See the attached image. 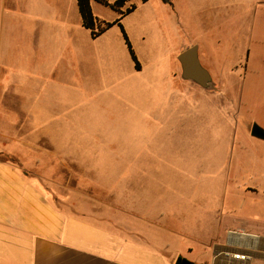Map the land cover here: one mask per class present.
I'll use <instances>...</instances> for the list:
<instances>
[{
	"label": "rangeland",
	"instance_id": "rangeland-1",
	"mask_svg": "<svg viewBox=\"0 0 264 264\" xmlns=\"http://www.w3.org/2000/svg\"><path fill=\"white\" fill-rule=\"evenodd\" d=\"M176 1L183 12L178 21L170 10L159 8L163 0H130L136 9L124 18V26L145 65L136 72L135 99L102 101L98 111L92 108L83 114L74 100L49 110L47 126H66L62 134L73 154L93 160L109 159L107 152L129 156L134 162L121 169L131 179L108 178L117 166L110 163H57L46 148H32L30 138L23 148H9L10 154L0 157L35 178L58 205L59 198L70 201L74 214L129 227L162 248L163 239L169 241L173 262L177 256L199 260L202 251L196 250L194 239L211 234L219 217L222 223L230 221L229 230L241 226L259 236L262 248L264 140L252 136L250 128L254 122L264 128V0ZM111 11L97 6L105 17ZM112 29L120 38L119 28ZM187 44L198 45L199 60L224 98L214 102L193 90L184 95L188 111H170V105L168 111H151L156 101L147 82L165 76L163 62L177 63L178 50ZM85 115L92 130L84 127V119L81 123ZM9 123H4L6 130ZM23 123L26 136V113ZM124 123L129 133L102 127ZM124 143L127 146H118ZM189 247L194 250L188 252ZM260 248L249 264H264ZM177 249L180 253L175 254ZM206 259L203 256L199 263Z\"/></svg>",
	"mask_w": 264,
	"mask_h": 264
},
{
	"label": "crops",
	"instance_id": "crops-1",
	"mask_svg": "<svg viewBox=\"0 0 264 264\" xmlns=\"http://www.w3.org/2000/svg\"><path fill=\"white\" fill-rule=\"evenodd\" d=\"M90 3L94 15L100 19L111 21L117 16L116 11L104 5L112 11L108 17L100 15L97 6L102 4L96 0ZM159 8L170 10L177 21L183 14L176 0L163 2ZM198 12L199 6L195 10ZM127 15L121 20L124 29ZM115 26L118 27L113 25L92 38L81 24L77 0H0V156L9 155V148H23L30 138L32 148H46L57 163H110L117 166L108 178L131 179L121 169V165L134 162L129 156L118 152L110 155L106 151L109 159H83L69 150L71 143L62 134L65 125L47 126L49 110L56 109L63 101H79L83 114L92 108L98 111L102 101L136 98L139 81L136 72H141L145 65L140 62V69L135 68L122 34L118 38L112 31ZM192 45L197 44L183 45L177 53ZM169 63L163 62L165 76L153 77L147 82L153 91L152 101H156L152 102L151 111H168V105L172 107L170 111H188L184 95L193 90L209 95L214 102L224 98L225 93L217 92L210 70L202 63L214 83L211 88L182 77L178 59L174 65L172 61ZM25 113L30 116V134L26 136ZM83 119L84 127L89 129L87 115L80 118L81 123ZM4 123L11 125L9 130L3 127ZM102 127L127 133L131 129L125 123ZM34 179L0 157V264H173L169 241L163 239L162 248L129 227L74 214L70 201L59 198L58 205L53 195L45 193ZM166 211L163 209V215ZM231 227L230 221L222 223L219 217L211 234L197 236L196 250L202 254L197 255L199 260L191 259V262L221 264L215 254L229 244ZM260 249H264V243ZM190 250L194 249L187 248ZM203 256L208 259L199 263ZM234 263L249 264V261L235 260Z\"/></svg>",
	"mask_w": 264,
	"mask_h": 264
},
{
	"label": "trees",
	"instance_id": "trees-1",
	"mask_svg": "<svg viewBox=\"0 0 264 264\" xmlns=\"http://www.w3.org/2000/svg\"><path fill=\"white\" fill-rule=\"evenodd\" d=\"M96 1L116 11L117 16L111 21L100 19L96 15H94L91 8L90 0H77L78 9L81 16V24L83 25V27L89 30L92 38L99 36L101 33H103L111 26L117 25L121 31L122 37L127 46L130 57L134 62L135 68L140 69V61L133 49V46L121 22L122 18L125 15L129 14L136 8V5L130 3V0H114L112 2L108 0H96Z\"/></svg>",
	"mask_w": 264,
	"mask_h": 264
},
{
	"label": "water",
	"instance_id": "water-1",
	"mask_svg": "<svg viewBox=\"0 0 264 264\" xmlns=\"http://www.w3.org/2000/svg\"><path fill=\"white\" fill-rule=\"evenodd\" d=\"M169 2V0H163ZM177 59L182 68V77L191 79L203 87L211 88L214 86L209 71L201 64L198 57L197 45H192L181 51ZM251 135L264 139V128L257 123H253L250 128ZM173 264H193L189 259L177 256Z\"/></svg>",
	"mask_w": 264,
	"mask_h": 264
},
{
	"label": "built area",
	"instance_id": "built-area-1",
	"mask_svg": "<svg viewBox=\"0 0 264 264\" xmlns=\"http://www.w3.org/2000/svg\"><path fill=\"white\" fill-rule=\"evenodd\" d=\"M235 232L238 231L232 230L231 234H234ZM258 238L260 237L258 236ZM259 248L260 245L252 250L242 244H239V246L227 244L225 247H222L216 251L215 257L219 262H221V264H233L235 260L247 262L252 258L254 251L258 250Z\"/></svg>",
	"mask_w": 264,
	"mask_h": 264
},
{
	"label": "bare ground",
	"instance_id": "bare-ground-1",
	"mask_svg": "<svg viewBox=\"0 0 264 264\" xmlns=\"http://www.w3.org/2000/svg\"><path fill=\"white\" fill-rule=\"evenodd\" d=\"M227 241L231 245L242 244L253 250L254 247L258 246L261 243L262 239L258 238V236H256L251 232L238 230V232L231 234ZM233 264H245V263H233Z\"/></svg>",
	"mask_w": 264,
	"mask_h": 264
}]
</instances>
